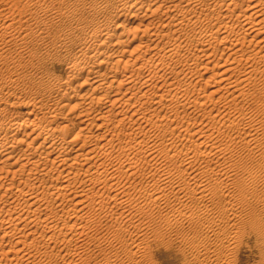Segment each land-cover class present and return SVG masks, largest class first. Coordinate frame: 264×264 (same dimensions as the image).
<instances>
[{
    "label": "bare ground",
    "instance_id": "6f19581e",
    "mask_svg": "<svg viewBox=\"0 0 264 264\" xmlns=\"http://www.w3.org/2000/svg\"><path fill=\"white\" fill-rule=\"evenodd\" d=\"M129 1L119 0L116 6L92 3L97 19L71 29L61 42L67 47L65 38L75 39V51L67 58L70 74L65 81L40 80L45 82L42 99L37 100L38 95L22 104L16 92L0 95V264H24L38 252L51 259L61 255L63 263L72 264L74 255L68 249L91 227L79 220H115L119 237L124 222L134 218L130 210L160 201L171 204L179 225L197 228L195 235L181 236L182 264H238L243 248L258 256L257 264H264V193L246 182L236 187L239 192H229L236 163L238 174L254 176L253 165L264 173V162L254 163L261 157L257 148L262 121L233 105L246 97L248 101L254 92L246 87L259 74L264 76V0H249L247 5L241 0ZM114 34L117 39L110 40ZM11 35L10 27L0 24V41ZM216 67L220 70L208 79L214 77L219 86L203 94L201 77ZM77 79L85 90L69 94L67 86ZM255 91L264 97V83L256 82ZM208 102L215 105L208 109ZM179 106L213 118L212 131H192L189 113H173ZM258 107L264 110V100ZM60 112L65 122L56 124L63 118ZM245 122L249 129L243 127L242 132L240 124L248 125ZM223 128L237 131L241 139L225 132L230 136L226 143L211 142L209 137ZM194 137L192 144L184 143ZM239 142L254 156L238 163L233 145ZM177 162L185 167L171 166ZM141 172L153 175L138 187L133 178ZM212 177L220 180L216 188L208 183ZM126 184L137 197L122 188ZM171 193L184 195L172 202ZM14 203L13 209L6 208ZM126 208L129 215L123 221ZM190 209L194 215H187ZM175 240L156 242L171 250ZM58 242L59 253L51 254L48 245ZM81 243L75 249L79 259L89 251H82ZM141 246L123 243L126 260L146 262V256L142 260L137 255ZM63 250L67 253L61 254ZM116 254L115 259L120 257ZM114 257L103 264L113 263Z\"/></svg>",
    "mask_w": 264,
    "mask_h": 264
},
{
    "label": "rangeland",
    "instance_id": "374dc122",
    "mask_svg": "<svg viewBox=\"0 0 264 264\" xmlns=\"http://www.w3.org/2000/svg\"><path fill=\"white\" fill-rule=\"evenodd\" d=\"M18 1L19 3L16 4V0H0V24L3 26L10 27V30L13 31V35H11L10 38H8L6 41H0V95L7 96L8 94H11V93L14 94L16 92L14 95H17V96L20 95L19 96L21 98L20 102L21 103L23 102L22 104H26L25 103L26 101L32 102L30 99H34V98L36 99L38 95H40L39 96L40 98L38 97L37 100L42 99L41 94L44 88L43 86L45 85L44 83L46 81L48 80L65 81L67 79L68 77L67 75L70 74V72H68L69 71L68 70V63H69L68 57L72 55L75 51V43H74L75 39L73 40L71 37L70 38L66 37L65 39L68 43L67 47H62L61 42L64 36L68 34L71 31V29H74L81 25H89L92 23V21L97 19V14L94 13L92 10H90L92 3H98V5L100 4L105 5L109 2L113 4L112 6H116L119 0H18ZM38 1H41V2L37 3ZM131 2L132 0L129 1V4ZM249 3H250L249 0L240 1V4H244V5H247ZM19 4L21 6L20 9L18 8ZM108 7H111V5H108ZM112 11H113V8L109 9V14L112 13ZM2 14H4L3 15L4 17L2 16ZM105 20L109 24H113L112 28L114 29L116 24H114V22L111 21L110 15H107ZM114 35L111 36L110 40L114 38L117 39V34H114ZM99 39L103 40L104 37H101ZM105 39H108V38H105ZM218 53L221 54V52H218ZM223 58L225 59L226 56H223ZM181 60H183V58H181ZM222 61L223 60H220V63ZM213 65L214 63H212L210 66H213ZM242 66L243 64L240 65V67ZM218 68L217 67L211 68L207 70L205 73H203L202 75L203 77H201L202 80H200L202 82L199 83L202 85L201 90L203 94H207L210 92L209 90H213L215 87L219 86V83L216 84L217 82L214 84V81H215L214 77L211 79L213 82L209 80L210 79L209 76L211 75L214 76L215 75L214 73L220 70V68L219 69ZM258 76H257V79H258ZM33 77L37 81L33 82L31 79ZM42 79L45 80L43 84H41L42 82L40 81ZM216 79H218V77H216ZM257 79L255 80L257 83H261V84L264 83L263 75H260L259 79L258 80ZM207 80H209L210 83L207 82ZM81 81L82 79H77L71 83V86L69 85L70 87L67 86L68 88L66 87L67 89L66 88L65 89L67 91L69 90L68 91L69 94L75 93L77 89L78 90L80 89V91L85 90L84 88L80 86ZM255 81L253 83L251 82L250 85L246 87L248 92L251 91L252 93L253 92L255 93V94L253 93L254 97L253 95L248 96V101H247V97L244 98L246 101L239 99L238 101H236V104L233 103V105L239 106V108L244 109L248 113L251 112L249 114H257V118L262 121V127L260 129L261 134H260V137L258 138V148H257L260 150L258 152V156L261 154V157L257 160V162H254L256 164V163L264 162V110H261L258 107V105L264 100V97H259L256 95L257 92L255 91L256 89ZM32 82L33 84L35 83V85H33ZM203 84L204 85L206 84L205 89H204L205 86ZM35 86L37 89L35 88ZM199 87L197 86V88ZM66 90H62V91L66 92ZM25 95L29 97L31 96V97L28 98ZM208 105H209L208 109H210L215 104L213 102H208ZM44 110L43 112H46V113L49 111L48 109H44ZM166 110L168 111V109ZM173 113L174 114L178 113V115L189 113L187 120L192 122L190 124V126L192 127V131H194L198 127H203V129L209 131L212 128L211 126H213V122H214L213 118L208 117V116H203L202 114H198L197 111H193V107L179 106L177 109L173 110ZM68 115L70 116L71 114H68ZM64 116L66 115L64 114ZM60 117H63V113L61 112H60ZM63 121L65 122L64 117L59 118L57 121L58 123L56 124L64 123ZM194 122H197V123L194 124ZM246 124L248 125H245L244 123L240 124V128L242 132L244 131L243 127L246 129H249L248 127L250 123L248 122ZM229 130L230 129L228 128H223L222 131L224 132V134L223 132H221L220 134L218 132H215L216 134L213 136V138L211 135L209 137V140L211 142L220 140L219 142L222 141V143H226L229 140L230 136L236 137L237 140L241 139L237 131L232 132L231 130L230 131ZM92 131L96 132L97 131L96 127H94ZM225 132H227V134L230 133L229 134L230 136L227 135L226 137ZM218 134L220 136H218ZM191 140L192 141L188 140V142L185 140L184 143H186L187 145L192 144L193 142L196 141V138L194 137ZM233 154L234 156L238 155L236 158L238 163L241 162L243 157L248 158L249 155L254 156L253 154H250V150L247 147H245L244 144L240 142L235 143L233 145ZM139 155H142V154L139 153ZM213 157L215 158L216 156H213ZM149 159L150 157L144 158V160H149ZM216 160H217L216 162H219V164L221 163L220 159L216 158ZM200 162H201V159H200ZM217 164L218 163H212V166L214 167ZM171 166L172 167L178 166L179 168L185 167L184 165L181 164V162L171 163ZM236 167H237V172L231 180L232 187L230 188L229 192L234 193L235 190L239 192V190L236 187L246 182V183H250L251 185H255L254 189L257 190V192L264 193V173L260 172V169L258 166L256 165L252 166L253 169L256 170L254 171V176L246 175L245 171H241L240 174H238V172L240 171L239 164L236 163ZM149 175H153V173H150ZM149 175L141 172L136 177H134L133 180L135 181L136 184H138V187H140L142 184H146L145 182L148 180ZM216 179L212 177L208 180V183L211 188L218 187ZM217 180L220 183V180L219 179ZM254 180H256V182L258 183L254 182ZM221 182L222 183L226 182V180L222 179ZM122 188L125 189V191H131L132 194L137 197V194L134 192L133 187L130 188L128 184H126V185H123ZM149 188L153 189L154 187L149 186ZM229 192L228 194L231 195ZM183 195H184L183 193H180V194L171 193L170 201L176 202L178 201V198ZM191 197L195 200L196 196H191ZM141 199L146 201L147 195H144ZM221 204H222L221 201L218 202V204H216V207L220 206ZM13 205L14 206L6 205V208L9 207L13 209L16 203H14ZM127 209L128 208L125 209L126 210L124 212L125 215L127 214L129 215V212ZM130 211H131V214H130L131 217L132 216L134 217L132 219L133 222L130 220L128 222L125 221L126 218H128V215L125 216L124 218V213H123L121 217L122 219L124 218L123 221L125 222L123 225V231L119 235V237L118 235L114 233V230H116L118 227L116 226L115 220H111L110 218L106 219L105 217H103L104 220L102 218L96 219L98 221L101 220L99 221V223L95 220L96 217L93 218V220H90L87 222L85 221L87 219L86 217H85L86 218L85 220H81V221L79 220V222H82V224L88 223V226L89 227L91 226V227L89 228V233L85 235V237L80 235L79 236L80 238L78 237V239L79 240L81 239V240L78 242V239H77V241L73 243L78 246L74 245L71 247V249H68L70 250L71 254L74 255L72 257V259H74L72 264H103V261H106L108 258L112 257L113 259L114 255L118 256V254L116 253H119L120 259L119 258L115 259L116 256L114 257V260L111 259L112 261H114L113 262L114 264H118L117 262H120V260L123 259L121 257H125L124 258L125 262H123L124 264L125 263L132 264L129 259L128 261L126 260L128 258V254L125 251V249H123L122 244L125 242L132 243L134 241L142 245L141 246L142 249L137 254L139 259L143 260L145 258L144 256H146L145 260H143L146 262H142V264L143 263L144 264H182L181 252L184 246H182L180 243L181 236L183 234L195 235L196 229H197L195 225L190 224V223H187L185 226L179 225L176 221L175 214H173L172 212L171 204L165 201H160L157 204L152 203V204L146 205L145 208L142 210L136 211V209H134ZM194 212H195L194 210L190 209L187 211V215L189 214L194 215ZM91 213L95 214V211L93 212L92 210H89V214ZM44 214L45 212L42 211V215ZM41 230L42 229L39 228L37 232L39 233ZM116 236L118 238H116ZM120 237L124 239L125 241L121 242L122 239ZM169 238L176 239L171 250L166 249L164 246H161V245L158 246V243L156 242L157 240L159 239L167 240ZM85 240L87 243L85 242ZM79 243H81L80 246H82L81 248L82 251L89 249V251L87 250L88 252L86 251L88 255L85 254L86 253L85 252L84 253L85 256L80 257V259L77 258L78 256H76L75 254L76 253L75 249L79 247ZM83 243H85V245H83ZM4 244L6 248L10 246L9 242L4 243ZM52 244H53V247L52 245H48L49 247H47V250L51 254H56L57 252L59 253V249H61L60 247L61 243L60 242L56 243L59 245H56L54 243ZM147 248H149L150 250L148 249L149 250L148 251ZM145 250L146 252H144ZM149 252L152 254L154 258L151 256ZM65 253H67V250L66 252L64 250L61 252V254H65ZM143 253H145V255ZM35 254H38V255L32 256L30 258V261L26 262L27 264H58V263L67 264L66 262L63 263L64 257L61 258V255L59 256L56 254V256H53V259H54L53 260L49 257H45L43 253L38 252ZM75 256H76V259H75ZM43 257L46 258V260ZM57 257H60L61 260ZM67 257L69 258V255H67ZM239 258L241 259L238 260V264H254V263L257 264L258 262L257 260L258 256L254 254L249 248L241 249ZM55 260H57L58 263ZM26 263L24 262V264ZM119 264H121V262Z\"/></svg>",
    "mask_w": 264,
    "mask_h": 264
}]
</instances>
